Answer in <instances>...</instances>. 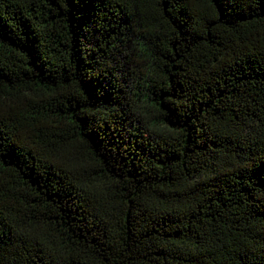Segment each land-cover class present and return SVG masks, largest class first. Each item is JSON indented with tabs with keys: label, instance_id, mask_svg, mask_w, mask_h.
Listing matches in <instances>:
<instances>
[{
	"label": "trees",
	"instance_id": "16d2710c",
	"mask_svg": "<svg viewBox=\"0 0 264 264\" xmlns=\"http://www.w3.org/2000/svg\"><path fill=\"white\" fill-rule=\"evenodd\" d=\"M0 264H264V0H0Z\"/></svg>",
	"mask_w": 264,
	"mask_h": 264
}]
</instances>
